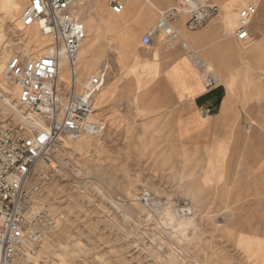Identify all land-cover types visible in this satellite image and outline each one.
I'll list each match as a JSON object with an SVG mask.
<instances>
[{"label": "rangeland", "instance_id": "obj_1", "mask_svg": "<svg viewBox=\"0 0 264 264\" xmlns=\"http://www.w3.org/2000/svg\"><path fill=\"white\" fill-rule=\"evenodd\" d=\"M153 1L157 9L145 0L129 8L130 26L123 27L121 17L109 15L107 0L105 9L102 2L75 0L73 11L86 30L77 89L82 93L93 86L99 71L109 66L94 103L95 116L109 125L99 137L63 138L54 149L57 171L43 161L35 167L31 182L44 192L38 202L57 221L37 256L24 264H264V149L256 150L264 142L262 2L246 0L245 5L260 4L248 44H238L221 29L220 39L234 46L227 54L240 58V67L220 70L197 54L220 78L216 86L227 88L228 129L185 141L171 122L157 130L144 121L151 114L110 112L108 96L113 102L118 96L147 94L162 82L160 49L175 45L160 36L145 48L141 40L176 0ZM215 1L223 15L230 1L238 13L244 0ZM89 2L94 5L87 10ZM24 6L25 0H0V121L17 129L30 112L17 103L5 64L17 53L38 58L48 51L41 43H49L37 27L23 28ZM181 16L180 33L198 52L188 38L193 32L184 26L187 15ZM257 21L261 32L255 30ZM237 26L238 19L232 30ZM152 57L157 70L146 66L145 58ZM93 68L95 79L89 82Z\"/></svg>", "mask_w": 264, "mask_h": 264}, {"label": "built area", "instance_id": "obj_2", "mask_svg": "<svg viewBox=\"0 0 264 264\" xmlns=\"http://www.w3.org/2000/svg\"><path fill=\"white\" fill-rule=\"evenodd\" d=\"M128 0H107L113 15H122ZM74 0H25L21 23L24 29L37 27L52 38V52L38 58L15 54L7 63V78L19 90V104L30 112L22 128L0 121V264H24L37 256L47 231L56 219L46 209L37 210L33 196L42 190L31 182L41 161L57 171L55 146L63 139L80 141L101 136L106 124L95 116L94 98L107 81L109 66L103 67L90 88L77 91L74 65L84 42L85 30L73 11ZM176 8L161 13L155 26L142 37L141 46L151 47L155 39L180 44L189 50L175 29L181 11L188 15L187 31L205 27L219 15L212 0H177ZM258 13L250 4L239 12V25L233 36L239 43L251 40V23ZM189 54L193 55L190 50ZM66 57L71 81L59 82L60 63ZM208 87L214 86L209 76ZM34 119V120H32Z\"/></svg>", "mask_w": 264, "mask_h": 264}, {"label": "crops", "instance_id": "obj_3", "mask_svg": "<svg viewBox=\"0 0 264 264\" xmlns=\"http://www.w3.org/2000/svg\"><path fill=\"white\" fill-rule=\"evenodd\" d=\"M94 1L97 2L98 0ZM145 1L153 8L157 9V6L153 0ZM98 2H102L105 9L104 0H100ZM138 2L139 0H129L126 5V10L122 15H113L108 9L110 12L109 15L112 14V16L121 17L123 27H129V8H136ZM230 2L228 5V10L222 15V10L220 6L216 3L215 0H212V3L219 7V15L212 18L214 19V21L211 22V24L208 25L205 30L193 32L188 35V38L191 40L194 48H196L198 52L192 50L193 55H185L183 54L184 49L180 45H175V48L170 51L161 48L159 64L160 66L165 68L161 84L147 94H142L139 96H118L113 102L112 97L108 96L111 100L109 103L111 105L110 112H121L126 114H151V116L145 119L144 121L152 124L153 127L157 130L164 129L167 121L169 123L171 122L173 124V127L179 131L181 138L185 141L200 139L205 137L209 133L212 134L215 131L218 132L219 130L221 131L228 129L227 103L229 99L227 88L225 85H222L221 87L216 86L220 82V78L217 74L214 73L212 68L208 70V64L204 60H202V58L199 57L197 54L200 53L201 55L208 58L211 61L212 65L218 67L220 70H223L224 65H227L232 68L236 66L240 67V58L235 61L233 56H229L227 54V50H233L234 46L230 42L222 41L220 39L221 29L223 28V34L231 35L232 33L233 36L234 31L237 29L236 27L234 30H232L236 23V19H238L236 14L239 16L240 10L252 3H248L245 5L247 1H242L240 3L242 7L238 10V13H235L233 10V5L230 4ZM253 2L254 4L252 5L257 8L258 13L251 23L250 28L252 37L253 23L259 15L260 7V4H257V2L255 1ZM261 2V7L264 11V0H261ZM177 5L178 2L176 0V5L172 8L177 7ZM219 16H221V21L219 19L215 20V18H219ZM181 20L182 16L180 21ZM187 20L185 21V24ZM180 21L175 24V28L179 33L180 29H182V27L178 25ZM150 22L151 17H148L147 23L149 24ZM185 24L184 26L186 29ZM255 30L257 32L263 31V29L260 27V22L258 21L255 25ZM233 39L240 45L248 44L251 41L250 40L247 43L241 44L234 38V36ZM85 40L86 30L82 47L84 46ZM155 49L156 47L154 46L152 47L151 51L147 49L145 53L147 55L151 53L153 54V50ZM145 59L149 61L146 66L151 67V64L153 63V57ZM200 59L205 63L207 67V69L204 70L206 75L213 77L217 81V83L213 87L207 86L205 76L197 68V61H199ZM157 66L158 65L156 64V66H152L151 69L157 70ZM94 72L95 69L93 68L92 76L89 82L95 79ZM101 90L99 91V93L96 94L94 98V103L96 101L97 96L101 93ZM105 124L107 129V125H109L108 121H106ZM263 149L264 142L262 141L257 145L256 150L257 152H261Z\"/></svg>", "mask_w": 264, "mask_h": 264}, {"label": "bare ground", "instance_id": "obj_4", "mask_svg": "<svg viewBox=\"0 0 264 264\" xmlns=\"http://www.w3.org/2000/svg\"><path fill=\"white\" fill-rule=\"evenodd\" d=\"M98 1H100V0H98ZM129 1V0H128ZM127 1V2H128ZM74 3H75V0H74V2H73V5H74ZM93 5L94 4H92L91 2H89V4L87 5L88 7L86 8L87 10H89V9H92L93 8ZM176 8V7H175ZM164 12V11H163ZM162 13V12H161ZM161 13H160V15H161ZM181 13V15L182 14H186L187 15V13L185 12V11H181L180 12ZM160 17V16H159ZM187 18H188V15H187ZM214 18V17H213ZM175 24H177V23H175ZM174 24V25H175ZM238 25H239V16H238ZM175 27V26H174ZM238 27V26H237ZM176 29V28H175ZM36 30H38V32H39V34H40V36H41V38H46L47 40H49V43H46V42H44V43H41V48L43 49V50H45L44 48H46V49H48V51L46 50V52H44V53H41V55L39 56V57H42V56H46V55H48V54H50L51 52H52V38L51 37H49V36H45L43 33H41V31L37 28ZM85 30V29H84ZM193 32H195V31H193ZM27 33H30V32H27ZM36 33H37V31H36ZM163 37V36H162ZM181 39L183 40V38H182V36H181ZM184 41V40H183ZM185 43H187L186 41H185ZM174 45H180V44H174ZM181 46V45H180ZM187 46H188V48H189V50H191L190 49V46H189V44L187 43ZM182 47V46H181ZM183 48V47H182ZM184 49V48H183ZM186 50V49H185ZM192 51V50H191ZM80 52H81V49H80ZM80 52H79V55H78V58H77V61H76V63H75V65H74V71H75V74H76V80H77V88L78 89H80V85H81V83H82V77H81V71H80V69H79V64H80ZM190 52V51H189ZM190 55V54H189ZM4 56H5V54H4ZM30 58V57H29ZM8 63V62H7ZM7 63L5 64V68H4V73H5V75H6V77H7V73H6V68H7ZM197 68L199 69V71H201L202 72V74L205 76V79L207 80V78L209 77V76H207L206 75V73H205V69H207V67H206V65H205V63L200 59L199 61H197ZM93 71V70H92ZM92 74V73H91ZM71 69H70V64H69V61H68V59L66 58V57H62V59H61V63H60V72H59V82L60 83H62V82H65L66 84H68L67 83V81L68 82H70L71 81ZM211 77V76H210ZM212 79H213V81L215 82L214 83V85L217 83V81L213 78V77H211ZM14 89H15V91H16V94H17V96H16V101H17V103L19 104V90H18V88L14 85ZM78 89H77V91H78ZM79 92V91H78ZM80 93V92H79ZM6 96H10V93H9V90H6ZM96 96V95H95ZM6 98V97H5ZM6 101H7V98L5 99ZM9 107L10 108H12L14 111H15V113H17L18 115H20L11 105H9ZM22 117V116H21ZM28 118H33V116L32 115H30V117H28ZM28 118H26L25 120H26V123H28V122H32V121H29L28 120ZM100 118V117H99ZM32 120H34V119H32ZM104 122V121H103ZM28 125H31V123H28ZM63 150H64V152H67L68 154H69V152H70V147H69V145H68V143L67 142H64V148H63ZM37 166H38V164H37ZM40 166V165H39ZM44 192H42V190L40 191V192H38V193H36L34 196H33V201H34V206H35V208L37 209V210H41V209H43L45 206L44 205H42V204H39V202H38V199H39V197L43 194ZM51 209H53L52 207H49V210H51Z\"/></svg>", "mask_w": 264, "mask_h": 264}]
</instances>
